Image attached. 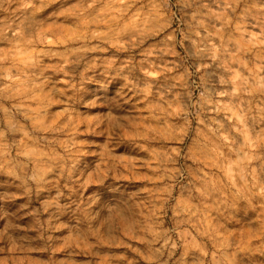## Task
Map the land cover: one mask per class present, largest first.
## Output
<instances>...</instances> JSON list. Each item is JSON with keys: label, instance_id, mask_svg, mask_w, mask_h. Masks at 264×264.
Masks as SVG:
<instances>
[{"label": "clouds", "instance_id": "clouds-1", "mask_svg": "<svg viewBox=\"0 0 264 264\" xmlns=\"http://www.w3.org/2000/svg\"><path fill=\"white\" fill-rule=\"evenodd\" d=\"M213 2L219 11L199 21L204 35L178 41L169 0H0V173L30 201L56 188L44 204L47 221L21 205L37 218L32 232L16 231L9 218L0 231L2 264H25L34 254L56 264L55 254L68 250L82 257L72 264H264V0ZM186 42L182 56L175 47ZM189 61L205 73L200 84H189ZM52 62L73 91L66 101L55 98L67 89L56 87ZM96 70L125 107L133 97L146 107L127 117L111 108L81 116L74 105L94 109L99 97L89 99L72 80L93 83ZM160 79L171 83L152 102ZM191 87L200 99L183 103ZM204 105L211 124L201 118ZM193 117L202 126L195 135ZM82 127L107 135L99 152L84 151ZM122 150L149 158L114 154ZM62 216L77 224L60 225L69 235L57 247ZM101 246L128 252L102 256Z\"/></svg>", "mask_w": 264, "mask_h": 264}, {"label": "rangeland", "instance_id": "rangeland-1", "mask_svg": "<svg viewBox=\"0 0 264 264\" xmlns=\"http://www.w3.org/2000/svg\"><path fill=\"white\" fill-rule=\"evenodd\" d=\"M74 3L75 0H72ZM207 4L208 7L204 8L201 5ZM169 8H170V14L172 15L171 25L172 29L176 30V38L177 40H183L184 36H188L191 39H196L195 32L199 31L201 35H204L203 29L199 27V21L201 19L204 20L205 24H208L210 21V18L208 16H205L204 13L211 11H219V7L216 3L213 2V0H193V2L190 3L189 6H185L184 4H178L177 0H169ZM59 22V21H58ZM212 23H215L217 26L218 22L211 21ZM211 30V29H210ZM171 29L169 30V32ZM168 33H165L167 35ZM163 36L160 37L161 40H163ZM185 48H191L190 42H186L184 47H181L179 44L176 45L175 51L179 52L180 55H184ZM155 59V58H151ZM166 60L174 59V57L166 56ZM159 63V61H157ZM194 62L189 61L188 65H185L187 67V70L190 73H193V75L190 77L189 84H200L201 83V77L205 76L204 72L197 73L196 68L194 66H191ZM55 62H52V67L49 68V73L55 77V83L56 87L60 89L61 91H64L67 89V91H64V95L60 96L57 95L55 98L58 100H68L69 97H73V91L68 86L67 80L65 79L64 75L62 73L56 74L54 72ZM71 71H76V67L73 66ZM210 71V70H209ZM138 75L143 76L142 73H138ZM89 76H91L94 80L93 83H87L81 82L80 78L76 76L72 83L77 85V87H86L88 89V98L92 99L95 97H99V99L96 100L97 107L94 109H84L80 105H74V107L80 112L81 116L83 117H97V116H106L109 113V110L111 108L112 113L116 116H125L127 117L129 113L132 114H139L143 108L146 107L143 103H140L142 100V97H133L130 101L127 102V106L125 107V100L123 98L117 97L116 91L117 86L111 85L107 91L102 87L104 84H109V78L106 77L103 74L102 70H96L94 72L89 73ZM148 80H151L152 77H147ZM124 81H120V84L122 85ZM171 83V81H164L163 79H160L158 83L154 86V94L152 102H159V93L162 92L165 88L168 87V84ZM127 91V89L125 90ZM200 91L201 89H198L196 87H191V101H189V98L187 95H182L181 99L183 103H195L200 99ZM211 91V89H210ZM79 93H77V96ZM129 95L131 93L129 92ZM168 99L172 98V93H169L167 95ZM116 103H119L121 105L120 108H115L114 105ZM205 112L202 114L201 118L206 121V123L211 124V119L214 115V113L211 110V106L204 105ZM62 108L61 106H58L56 108V111H60ZM195 111V109H193ZM218 119H223V114L216 117ZM192 128L195 130L192 134L195 135L196 131H200L202 129V126L198 124V121L195 119V117L192 118ZM206 131V130H205ZM82 135L80 136L81 139H86L90 142L89 146H85L84 151H96L99 152L101 149L99 145H102L104 142L108 140L107 135H105L102 139L99 137H96L94 135H90L87 132H85L84 128H81ZM95 141V144L92 145L91 142ZM158 145H153V147H157ZM117 155H125V156H133L137 155L140 157L141 160H145L149 158L148 153H138V152H129L128 150H122L119 153H115ZM92 163L91 161H89ZM96 162H99V157H97ZM191 163V162H189ZM87 178V173L85 174V179ZM18 181H14L12 177L8 176L6 173H0V231H4L5 228L9 226L11 218V224L13 225H19V228L16 229V231L24 232H32L33 226L35 224L36 217L33 216H27L25 213V210L21 208L22 204H28L29 207L27 209V212H35L37 209H39V220L41 222L47 221L49 219L50 213H45L43 208L45 201L51 200L56 195V188L55 187H47L44 189V196L36 200L33 196V199L30 201L27 197H24L22 195V190L17 186ZM63 180H61V190L65 193V196H67V188L63 187ZM140 184V186H143L141 182H137ZM89 196L91 193L88 194ZM107 193H105V197L107 198ZM255 216V214H253ZM70 223V225H76L77 219L75 217H69V216H62L59 218L58 221L55 222V226L57 228V231L53 233V235L57 238L58 244L57 247H59L63 241L64 238L69 235L68 230L65 228H61V224ZM243 227H238L235 229L237 232H243ZM195 234V233H194ZM199 237H197V240L199 241ZM136 246V245H134ZM9 251H11V245H9ZM77 253L79 252V249L75 250ZM121 252L127 253L128 250L126 249H109L106 247L101 246V255H119ZM178 255V254H177ZM135 254L132 253L131 257H134ZM242 256V254H238V260ZM130 257V258H131ZM47 257L42 256L41 254H34L30 255L28 260L25 261V264H41L42 259H46ZM2 259L0 258V264H2ZM22 259V258H21ZM82 259L79 255L73 256L72 251H64V252H58L55 254V260L56 264H72L74 260ZM137 259H139L137 257ZM108 264H116L114 261H109ZM139 264H144L143 260H139Z\"/></svg>", "mask_w": 264, "mask_h": 264}]
</instances>
